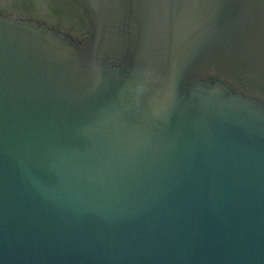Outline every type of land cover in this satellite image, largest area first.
I'll return each mask as SVG.
<instances>
[{
  "label": "water",
  "instance_id": "obj_1",
  "mask_svg": "<svg viewBox=\"0 0 264 264\" xmlns=\"http://www.w3.org/2000/svg\"><path fill=\"white\" fill-rule=\"evenodd\" d=\"M0 264H264V0H0Z\"/></svg>",
  "mask_w": 264,
  "mask_h": 264
}]
</instances>
